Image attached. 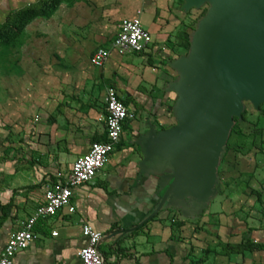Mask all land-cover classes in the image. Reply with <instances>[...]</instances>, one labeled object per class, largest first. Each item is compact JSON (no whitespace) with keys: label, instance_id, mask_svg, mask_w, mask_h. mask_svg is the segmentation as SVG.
Instances as JSON below:
<instances>
[{"label":"crops","instance_id":"obj_1","mask_svg":"<svg viewBox=\"0 0 264 264\" xmlns=\"http://www.w3.org/2000/svg\"><path fill=\"white\" fill-rule=\"evenodd\" d=\"M33 1L0 0V21L17 6ZM118 2L104 0L102 9L111 7L115 13L122 9L125 15L118 28L123 19L141 9L143 27L153 38L152 50L143 56L118 53L123 56L120 60L112 59L111 54L102 69L93 68L88 61L89 68L103 71L100 88L103 109L101 113L96 107L63 111L55 124V136L56 143L60 141L58 145L67 149L69 155L65 156L62 148L58 159L68 158L72 165L92 143L104 140L107 86L113 87L124 104L134 109L136 118L124 126L120 143L104 169L90 183L73 190L71 205L75 211L68 213L64 208L52 218L39 219L33 228L39 238L18 253L13 264H81L77 253L87 244L81 234L82 224L102 234L98 250L103 264H171L179 254L176 242L170 237L175 212L183 222L197 208L215 205L214 210L219 215L223 213L220 209L226 196L223 189L218 192V187L223 185L220 166L229 150L231 135L236 134L233 129L238 126V117H232L233 124L223 138V132L213 127L216 111L211 116H203L192 107L191 92L184 87L189 78L186 64L197 58L202 28H176L185 15L187 0H142L144 7L139 6L138 0H121V5ZM203 4H208V14L211 3ZM71 14L75 15L74 8ZM245 101H242L240 116ZM65 117L70 118V124L65 122ZM258 143L264 147L261 140ZM240 148L236 147L235 153ZM249 153L247 149L239 154L241 173L252 178L256 169V177L262 178L259 185L264 190V154L250 156ZM71 165L61 170L66 172L62 176L70 171ZM52 175L50 182L57 180L58 174ZM10 189L5 191L0 207L3 213L0 251L19 223L34 213L45 187L39 194L33 189ZM22 192H28L33 212L22 213L23 217L18 219L12 199H17L16 194ZM231 199L239 201L240 195ZM220 218H225L224 213ZM250 221H243L246 228L243 236L264 243V227H252V222H259L254 217Z\"/></svg>","mask_w":264,"mask_h":264},{"label":"rangeland","instance_id":"obj_2","mask_svg":"<svg viewBox=\"0 0 264 264\" xmlns=\"http://www.w3.org/2000/svg\"><path fill=\"white\" fill-rule=\"evenodd\" d=\"M103 2L64 0L54 7L56 0H34L17 6L0 21V207L6 190L33 188L39 194L52 174L66 173L61 170H67L71 161L58 159L63 147L58 145L60 141L56 143L55 136L56 121L65 109L96 107L102 112L103 71L89 68L88 61L96 49L109 48L125 15L122 9L117 13L111 7L102 9ZM138 2L141 7L142 0ZM118 3L121 5V0ZM208 8V4L186 8L176 28H200ZM31 14L34 18L22 25ZM111 57L123 58L116 52ZM240 117L236 118V134L231 135L220 166L223 185L218 192L223 189L226 196L220 209L225 218H220L223 213L219 215L215 205L193 210L184 222L175 212L170 237L179 254L171 264H264V243L243 236V221L249 223L254 217L259 222L251 226L264 227L262 178L256 177V169L252 178L241 173L239 157L247 149L250 156L264 154V147L258 143H264V101L255 106L246 100ZM65 122L70 124V118L65 117ZM236 147H241L239 153H235ZM63 149L64 155H69ZM237 195L239 201L231 199ZM16 197L12 199L17 206L16 218L33 212L28 192L17 193ZM251 206L253 210H249Z\"/></svg>","mask_w":264,"mask_h":264},{"label":"water","instance_id":"obj_3","mask_svg":"<svg viewBox=\"0 0 264 264\" xmlns=\"http://www.w3.org/2000/svg\"><path fill=\"white\" fill-rule=\"evenodd\" d=\"M210 2L201 21L198 52L188 63L184 87L201 115L216 111L214 129L231 128L242 101H264V0H187V8Z\"/></svg>","mask_w":264,"mask_h":264},{"label":"built area","instance_id":"obj_4","mask_svg":"<svg viewBox=\"0 0 264 264\" xmlns=\"http://www.w3.org/2000/svg\"><path fill=\"white\" fill-rule=\"evenodd\" d=\"M142 10L121 21L117 34L113 37L109 48H98L90 58V65L102 69L111 54L147 55L151 52L153 38L143 27ZM105 136L101 142L92 143L88 151L78 156L66 175H57L55 182L45 186L42 200L34 213L19 223V227L9 236L0 251V264H13L15 256L28 249L38 238L34 226L39 219L52 218L64 208L73 213L71 205L73 190L90 183L106 166L111 154L120 143L124 126L135 120L134 109L124 104L113 87H107L104 96ZM81 234L87 244L81 248L77 257L81 264H103L104 260L98 250L102 234L88 224L81 225ZM56 236V232H52Z\"/></svg>","mask_w":264,"mask_h":264},{"label":"trees","instance_id":"obj_5","mask_svg":"<svg viewBox=\"0 0 264 264\" xmlns=\"http://www.w3.org/2000/svg\"><path fill=\"white\" fill-rule=\"evenodd\" d=\"M62 1H64V0H56V5H55L54 7H56V6H57L60 2H62ZM54 7L48 9V12H47V13H50V11H52V10L54 9ZM33 18H34V15H33V14H31V15H27V16L25 17V20L23 21L22 25H25L27 22H29V21L32 20ZM233 132H235V129H233ZM54 179H56V177H55ZM51 182H55V180H52ZM31 189H33V188H31Z\"/></svg>","mask_w":264,"mask_h":264}]
</instances>
